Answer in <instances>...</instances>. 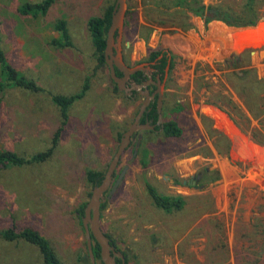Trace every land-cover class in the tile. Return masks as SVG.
Wrapping results in <instances>:
<instances>
[{
  "label": "rangeland",
  "instance_id": "1",
  "mask_svg": "<svg viewBox=\"0 0 264 264\" xmlns=\"http://www.w3.org/2000/svg\"><path fill=\"white\" fill-rule=\"evenodd\" d=\"M41 1L0 0V47L9 63L41 89L0 92V151L25 159L50 151L41 162L0 166V230L32 228L62 264H76L87 253L83 218L76 213L86 208L92 191L85 172H106L139 103L114 90L107 65L98 66L87 25L114 0H54L37 18L19 12L24 4ZM242 2L203 0L233 9ZM257 11L264 24V0ZM126 13L122 48L128 65L146 64L158 50L171 57L161 112L183 133L175 140L148 134L141 146L124 151L103 196L101 228L127 255V264H264V144L251 136L264 134V113L253 109L250 115L246 94L234 92L239 87L232 73L242 68H234L230 58L232 31L220 22L205 26L192 15L193 29L183 31L171 25L176 20L147 14L141 0H127ZM60 20L66 22L69 46L55 43ZM240 65L264 79V51L242 55ZM55 95L78 96L65 122L52 101ZM259 96L257 105L264 110V91ZM211 107L218 116L203 111ZM229 123L256 147L252 155L233 152ZM145 181L162 195L183 197V208L156 209ZM0 264H41V256L24 241L0 240Z\"/></svg>",
  "mask_w": 264,
  "mask_h": 264
},
{
  "label": "trees",
  "instance_id": "2",
  "mask_svg": "<svg viewBox=\"0 0 264 264\" xmlns=\"http://www.w3.org/2000/svg\"><path fill=\"white\" fill-rule=\"evenodd\" d=\"M53 1L54 0H42L41 2L34 4H24L22 7H20L19 12L23 15H30L34 18L44 16ZM261 1L262 0H243L242 4L239 6L238 9H233L223 4L205 5L203 3V0H141V4L143 10L147 14H153L158 18H164L171 21L176 20V22H171V25L177 28H181V30L183 31H188L193 29V25L189 22L190 15L200 18L204 22L205 26H207L211 22H220L229 28L253 27L259 20L257 6ZM112 9L113 4L109 8H107V10L101 17H91L87 23L92 44L98 55L99 67L106 65L103 51L105 48V38L111 20ZM127 16L128 13H126L125 17ZM164 23L165 21L160 20L158 24L163 25ZM125 26L126 23L124 22V27ZM55 30L60 34L59 42L55 43L59 45V47L69 46L70 42L66 22L64 20L58 21L55 25ZM61 41H63V44H61ZM161 53L162 51L160 50L151 52L149 54V60H153ZM243 55L247 56L249 54L246 53ZM240 62L241 58L240 60L234 61V63L236 64L234 68H242V70H240L239 72H235L233 70L234 73H232V75L234 77L235 83L239 87H233L234 92L242 98L243 95L245 97L246 94L247 102L245 100V104L248 108V112L250 115H254L253 109L257 115H260L264 113V110H262L257 104L260 100L259 95L262 94L264 91V79H258L253 68H247L245 67V65H243V67L242 65H240ZM165 63L166 58H164L163 66L165 65ZM116 75L118 74L116 73ZM0 76V92H4L9 88L27 90L30 92L41 91L40 87L34 81L27 79L9 63L1 47ZM109 79L113 83L110 77ZM113 85L114 90L118 91L116 85L114 83ZM77 98L78 96L67 97L62 95H55L52 97V101L60 109V114L63 122L68 119L67 111ZM238 115H240V118H244L242 114L239 113ZM182 133L183 131L179 127L175 119L169 118L163 125L162 136L166 139H178L182 136ZM251 136L256 142L264 144V134L254 131L251 133ZM49 154L50 151L46 154H38L30 159H25L14 152L3 150L0 151V166L20 167L35 162H41L44 161L49 156ZM148 155V150L146 148H143L142 156L146 158L148 157ZM142 160L144 161V159ZM142 164L143 166H145V161L142 162ZM85 178L87 183L93 189L95 186H98L101 183L103 179V173L93 170H87L85 172ZM144 185L146 188L147 195L151 200L153 206L159 211L171 213L173 211H179L183 208L185 204L183 197H170L162 195L148 181H145ZM105 207L106 201L104 200L100 204V213L105 209ZM84 210L85 208L83 206L76 211L79 219L81 217L83 218ZM104 234L110 240L111 244L115 247L114 242L111 240L110 236L107 235L105 232ZM0 240L8 243L20 240L24 241L30 245L35 246L38 249L41 256V264H62L53 252L49 242L45 239V237H43L39 232L35 231L32 228L26 227L20 231H17L14 227H10L0 230ZM92 250L96 262L99 261L102 264L100 260L99 245L94 242ZM116 250L124 256L125 264H127V255L118 249ZM116 262L117 264H120L119 259H116ZM76 264H90L88 254L86 253L85 256H83L82 258L80 257Z\"/></svg>",
  "mask_w": 264,
  "mask_h": 264
},
{
  "label": "water",
  "instance_id": "3",
  "mask_svg": "<svg viewBox=\"0 0 264 264\" xmlns=\"http://www.w3.org/2000/svg\"><path fill=\"white\" fill-rule=\"evenodd\" d=\"M127 12V0H114L113 9L111 13L110 24L106 33L105 38V48L103 51L104 59L106 65L109 69V77L116 84V87L119 90L128 91L125 87L127 79L130 75L135 74L138 71L149 72L150 68L147 67V64H140L137 66H127L123 60L122 53V35L124 29L125 15ZM261 25V26H260ZM232 31L231 38V56L232 60H240L243 54H253L256 51H264V24L257 22L253 27L246 28H230ZM115 69L119 70L122 73V77L116 75ZM145 101L140 107V111L135 117L134 123H132L128 130H126L120 139V143L108 165L106 172L103 174V179L98 186H95L92 189L91 196L86 205L84 211V217L82 220L83 228L86 234V248L87 254L89 257L90 264H96V259L93 254L92 246L95 243L99 245L100 248V260L102 264H117L116 259L120 260V264H125L124 256L116 250V248L111 244L110 240L104 234L101 229L100 219V204L104 201V194L108 192L111 183L113 181L114 173L118 167L119 161L122 154L127 149L130 143L131 135L137 130L143 129H153V126L149 124L139 125L138 121L141 115L144 112V109L147 105ZM162 101L161 98L158 100V112L161 111ZM217 111L214 108H210ZM218 112V111H217ZM161 121V118H159ZM232 125V124H231ZM235 129L236 138H241L242 135L238 130L232 125ZM230 143L232 145L231 149L235 150V142L230 138ZM244 140V139H243ZM247 142V148L251 147L250 153L252 154L256 149L255 146H252L250 140L245 139ZM235 153V152H234ZM126 167L123 169L120 176L112 185V188L109 192V196L115 191L119 182L121 181Z\"/></svg>",
  "mask_w": 264,
  "mask_h": 264
},
{
  "label": "flooded vegetation",
  "instance_id": "4",
  "mask_svg": "<svg viewBox=\"0 0 264 264\" xmlns=\"http://www.w3.org/2000/svg\"><path fill=\"white\" fill-rule=\"evenodd\" d=\"M122 53H123L124 63L127 66H130L126 62L125 53H124L123 48H122ZM164 58H166V63L163 66ZM234 61H237V60H234ZM170 62H171V57L169 56V54L162 52L153 60L148 59V63L146 64H147V67L150 68L149 72L138 71L135 74L130 75V77L127 79L126 84H125V87L128 89V91L119 90L117 88L118 91L122 92L123 96H125V98L128 101H131V102L138 101L139 106H138V110L136 112L135 117L140 111V107L142 106V104L145 101L148 102L144 109L143 114L141 115L138 121V124L139 125L149 124L150 126H153V129L151 130L143 129V130L135 131L130 137V143L127 149L133 144L135 147L141 146L143 144V141H145V139L147 138L148 134H163V125L167 120L164 121L162 118V112L161 111L158 112V100L159 98H162L163 96L164 78L168 73ZM115 72L118 74L117 75L118 77H122V73L119 70L115 69ZM135 117L132 123H134ZM159 118H161V121H159L160 120ZM128 128L126 130H128ZM121 136H120V139H121ZM120 139H119V143H120ZM196 178L197 176H193L192 179H196ZM195 182L196 181L193 180L191 184L194 185Z\"/></svg>",
  "mask_w": 264,
  "mask_h": 264
},
{
  "label": "bare ground",
  "instance_id": "5",
  "mask_svg": "<svg viewBox=\"0 0 264 264\" xmlns=\"http://www.w3.org/2000/svg\"><path fill=\"white\" fill-rule=\"evenodd\" d=\"M261 26V25H260ZM231 38H232V36L230 37V39H229V41H231ZM208 110H210V109H208ZM208 110H206V109H203V111H205L206 113H209L211 116H218L219 115V112H217V111H215V110H210V111H208ZM203 113V112H202ZM229 122V121H228ZM230 124V123H229ZM221 127V126H220ZM223 128V127H222ZM230 128L234 131L233 133L234 134H236L235 132V129L232 127V125L230 124ZM227 134V133H226ZM227 136L232 140V141H234L235 142V150L233 151V152H237V153H239L240 155H242V156H245V157H247V156H250V155H252L251 153H250V151H251V147H248L247 148V142L244 140V142H245V145H243L244 144V142H242V144H241V140H243V139H241V138H234V137H232V135H229V134H227Z\"/></svg>",
  "mask_w": 264,
  "mask_h": 264
},
{
  "label": "crops",
  "instance_id": "6",
  "mask_svg": "<svg viewBox=\"0 0 264 264\" xmlns=\"http://www.w3.org/2000/svg\"><path fill=\"white\" fill-rule=\"evenodd\" d=\"M211 23H219V22H211ZM211 23H209V24H211ZM203 24H204V22H203Z\"/></svg>",
  "mask_w": 264,
  "mask_h": 264
}]
</instances>
